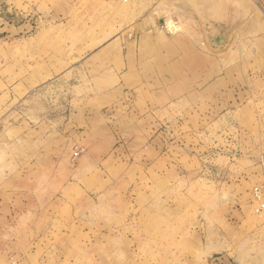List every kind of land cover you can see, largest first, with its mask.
Here are the masks:
<instances>
[{"label": "rangeland", "instance_id": "rangeland-1", "mask_svg": "<svg viewBox=\"0 0 264 264\" xmlns=\"http://www.w3.org/2000/svg\"><path fill=\"white\" fill-rule=\"evenodd\" d=\"M159 30L187 43L157 41V56L143 43L146 59L197 81L192 44L221 68L227 105L192 97L202 85L129 83L148 67L134 44ZM261 32L260 0H0V264H264ZM111 41L129 72L120 101L78 111ZM239 72L257 90L233 123L221 91Z\"/></svg>", "mask_w": 264, "mask_h": 264}, {"label": "crops", "instance_id": "crops-1", "mask_svg": "<svg viewBox=\"0 0 264 264\" xmlns=\"http://www.w3.org/2000/svg\"><path fill=\"white\" fill-rule=\"evenodd\" d=\"M263 8H264V0H260ZM174 39V40H172ZM188 40L184 36L176 35L173 38H169L166 36V34L163 31L159 30L158 35L155 36H144L142 39H139L134 45V53L136 49V67L137 65H142L143 68H145V64L148 66L146 70L143 72L139 69H136V78L134 80L131 79V76H129V83H131L133 86L139 85L140 91H151L152 87L147 88L146 86H155L157 85V80H161L162 82L170 83V81H174L175 83L171 86L170 92H187L189 91V87L196 84L197 87L195 88V91H191L192 97L196 98H203L204 102L208 100L212 103L213 106H209L210 108L214 107H220V104L216 103L221 102L222 106L227 105V97L226 98H220V85H222L225 81L223 77H221V68L219 69H208L204 68L205 64V54L203 51H200L190 43L189 47L191 48L194 57L193 62L190 61L188 57H186V68L187 70H195L196 71V78L197 81H195V78L192 79V76L188 74L187 71L182 70L179 74L176 76L179 78V82L176 83L175 76L172 73L173 68L171 67V64L162 63L163 61L162 55L160 54L159 57H149L146 59V52L145 49L140 48L138 46H141V44L148 43V47L150 49V53L154 56H157L159 48L156 46L157 41L160 44H166L170 45L171 43H174L175 41H184L187 43ZM133 43V42H132ZM131 42H128L125 44L124 47H130L132 46ZM255 44L257 45L258 49L262 46H264V32H261L260 36L255 40ZM119 44L115 41L108 42L105 47H103V51L94 52L93 56L91 57L92 60H100L98 62V70L100 73H98L100 76L92 78V82L90 79L85 78L83 82L78 84L75 88V98L73 100L74 103L78 107V111H82V109L88 111L90 107L94 108H100L103 106H106L111 103H115L116 101H120L119 95L121 90L118 88V81L122 78L123 80L127 78L129 75L128 70L126 69V64L124 61V56H122L120 51L114 52L113 49H117ZM167 48L171 52H175V48L171 46H167ZM138 51H140V54L138 55ZM163 53V52H162ZM122 56V57H121ZM133 57V56H132ZM158 60L157 63H155L154 59ZM159 58V59H158ZM108 64H111V68L108 67ZM202 66V67H201ZM110 68V69H107ZM107 69V70H106ZM139 71V73H137ZM146 71V72H145ZM228 71V70H227ZM231 70H229L230 72ZM160 72L163 76L159 75ZM244 72V71H243ZM81 73V72H80ZM83 73V72H82ZM169 73V74H167ZM256 74V75H254ZM254 77L257 75H260L258 72L253 73ZM83 76V75H82ZM249 76V74H248ZM159 77H164L163 79ZM174 77V78H173ZM202 78V79H201ZM200 80V81H199ZM233 81H244L246 83L240 84L239 88H232L228 89L227 92L221 91V95L228 93L230 95L229 98V104L231 105V108H235L230 113L231 116H233V119H231V122L233 123H240L242 122L243 117L240 118L239 112H243L245 108L249 107L250 100L252 99L254 90H257L254 86H252L251 83H248V79L243 78L242 73H237L232 77ZM250 80V79H249ZM89 82V83H88ZM92 83V84H91ZM263 86H259L258 89L262 91ZM154 90H156V87H154ZM256 92V91H255ZM234 106V107H232ZM230 117V116H229ZM234 117H238L239 120L235 119ZM75 121H72V123ZM71 123V122H70Z\"/></svg>", "mask_w": 264, "mask_h": 264}, {"label": "built area", "instance_id": "built-area-1", "mask_svg": "<svg viewBox=\"0 0 264 264\" xmlns=\"http://www.w3.org/2000/svg\"><path fill=\"white\" fill-rule=\"evenodd\" d=\"M255 198L259 202L258 212L264 211V191L260 187H256L254 190Z\"/></svg>", "mask_w": 264, "mask_h": 264}, {"label": "bare ground", "instance_id": "bare-ground-1", "mask_svg": "<svg viewBox=\"0 0 264 264\" xmlns=\"http://www.w3.org/2000/svg\"><path fill=\"white\" fill-rule=\"evenodd\" d=\"M153 18V17H152ZM169 22V24H170V26H171V29H173V31H175L176 33H178V32H180V26L179 25H177V23L176 22H174V21H168ZM169 26V27H170ZM226 42H227V39H226V37H225V39L220 43V45H225L226 44Z\"/></svg>", "mask_w": 264, "mask_h": 264}, {"label": "water", "instance_id": "water-1", "mask_svg": "<svg viewBox=\"0 0 264 264\" xmlns=\"http://www.w3.org/2000/svg\"><path fill=\"white\" fill-rule=\"evenodd\" d=\"M224 39H225L224 36H220V37H218V38H217V42H218V44H220Z\"/></svg>", "mask_w": 264, "mask_h": 264}]
</instances>
